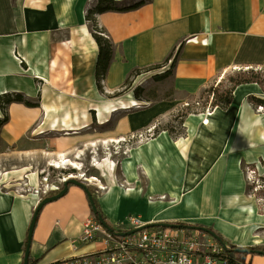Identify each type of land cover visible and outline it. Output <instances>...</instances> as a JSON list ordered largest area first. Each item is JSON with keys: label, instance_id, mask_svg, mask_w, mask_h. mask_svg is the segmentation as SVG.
Wrapping results in <instances>:
<instances>
[{"label": "crops", "instance_id": "crops-1", "mask_svg": "<svg viewBox=\"0 0 264 264\" xmlns=\"http://www.w3.org/2000/svg\"><path fill=\"white\" fill-rule=\"evenodd\" d=\"M145 2L133 10L94 15L97 25L114 45V59L103 81L106 94L119 92L134 69L164 64L180 45V59L173 75L174 94L199 97L208 86L233 71L264 68V0ZM97 3L0 0V96L21 94L37 105L9 104V121L0 129V140L10 147L27 139L34 146L44 142L45 152L51 158H75L80 163L87 152L91 156L87 168L104 188L89 187L98 210L115 230L127 227L129 216L139 217L144 224L190 225L192 221H208L190 218L194 212L183 213L187 208L184 204H169L179 194L181 183L174 177L181 166L190 167L189 158L198 162L207 158L206 165L196 171L203 176L209 172V177L202 182V176L198 183L201 184L193 187L192 200H211L203 203L212 211L209 219L218 217L229 227L234 226L236 233L238 224L248 218L236 207L227 205L224 195L233 188L227 189L226 176L232 168L240 178L237 160L241 164L243 158L256 153L249 152L250 143L264 145L259 139L264 136V120L254 112L249 100L252 96L264 100V92L258 84L241 85L226 110L217 107L209 111L214 115L208 127L202 128L200 114H191L182 124L185 133L172 135L168 129L163 130L156 137L130 145L121 159L116 158L105 150L150 131L164 114L187 102L174 97L150 103L138 100L140 108L118 110L123 115L114 125L111 123L117 112L103 121L99 119L96 107L111 100L100 99L96 76L99 46L86 19L88 7L89 11ZM82 24L95 43L93 60L87 58L86 49L78 41ZM132 95L136 99L134 92ZM124 102L128 104L129 99ZM84 123L87 128H82ZM199 129L201 138L196 136ZM160 138L162 143L158 145ZM169 139L176 150L167 151L164 147ZM258 152L264 157L263 149ZM8 154L0 152V166ZM106 157L116 163L115 171L96 168L94 159L103 162ZM217 158L220 160L214 165ZM20 170L21 177L7 180L3 176L11 172H0V264L23 263L29 226L41 199L20 191L28 188L32 192L39 187L29 186L25 170ZM163 196L166 200H162ZM90 217L94 216L86 192L69 185L63 197L46 204L39 212L31 258L37 260L36 264H51L104 249L102 235L89 243L79 240ZM259 226L264 227V216L257 214L249 229L254 234ZM218 230L224 242L243 248L257 245L244 242L245 238L232 231ZM246 262L264 264V256L248 254Z\"/></svg>", "mask_w": 264, "mask_h": 264}, {"label": "rangeland", "instance_id": "rangeland-1", "mask_svg": "<svg viewBox=\"0 0 264 264\" xmlns=\"http://www.w3.org/2000/svg\"><path fill=\"white\" fill-rule=\"evenodd\" d=\"M98 0H96L97 2ZM140 1H147V0H124L122 4H120V7H126L133 4H136ZM92 6V5H91ZM90 7H88L89 9ZM88 9L86 12H88ZM89 28L93 32V23L89 21ZM5 33V32H4ZM171 65V63L167 64L166 66L153 70L148 73H144L137 78H135L132 82L131 88H129L123 95L121 96H115L118 92L113 94H106L104 90V84L102 82V90L100 92L102 93L101 96L102 101H105V99H117L120 97H123L127 95L128 93L134 92V90L139 87L143 88L142 97L144 99H148V103L151 101H161L170 99L172 97L174 98H180L187 103L193 104V102L198 98L194 96H190L188 94H174V87H173V75L174 72L167 76L164 79H160L155 77L156 75L163 74ZM235 71L230 73L229 75L233 74ZM227 75V76H229ZM226 76V77H227ZM225 77V78H226ZM224 78V79H225ZM217 82V81H216ZM214 82V83H216ZM123 88L119 91L121 92ZM263 96V95H262ZM141 101V100H139ZM142 106V105H141ZM140 106V107H141ZM182 107L178 108L181 109ZM178 109L173 112H168L163 115L162 120L157 121L152 128H150V131H145L143 134H141L142 138L139 136H136L135 138L131 139L130 141H127L126 143H120V144H114L108 147V150H105V152L112 153L116 158L121 159L124 152H126L127 148L130 145H134V143L146 139H150L151 137H156L161 133V131L168 129V131H173L174 134H180L185 133V125H181L180 121H177L176 115L178 113ZM254 112L259 116L260 119L264 120V107H258L253 105ZM0 121H3L5 117H8V107L6 106L4 110L0 108ZM209 113V111L206 112V114ZM123 115L122 111H118L113 115L112 123L111 125H114L117 120ZM197 115V114H195ZM1 129V128H0ZM167 131V132H168ZM33 143L30 142V140H26L22 142L21 144H18L17 146L10 147L6 145L4 142L0 140V152L9 153L7 157H5L2 160V164L0 166V172L4 171H12L15 169H30L33 171H36L38 173L40 185L43 183V179L47 177L48 184L51 186L59 185L62 186L61 181L64 178H67L70 175H77L78 171L76 169H73L71 167H63V168H56L49 165V161L51 159V156L49 154H46V144L44 142L38 143L36 146L32 145ZM164 147L168 150H176L177 147L175 144L169 141H165ZM176 148V149H175ZM263 149L264 145L261 144V146L257 149V151ZM15 151L13 154L10 153V151ZM259 153V152H258ZM253 154L252 157L248 156L247 158H243L241 160L240 169H241V178L243 180V190L242 194L246 198H248L250 201L254 202L256 206V215H262L264 216V157L260 156L259 153ZM84 160L82 163L83 169L85 173L88 175L91 174L93 171H89L90 169L87 168L91 161V156L85 152L84 153ZM263 154V153H262ZM72 160H75V158H69ZM220 158L215 159L214 165L219 162ZM209 177V172L204 175L201 179L202 182L206 181ZM145 181V179L143 178ZM24 183H28L27 180L24 181ZM61 184V185H60ZM63 187V186H62ZM61 187V189H62ZM22 190L23 195H28L29 193H34V191H30L27 189H20ZM24 191V192H23ZM28 191V192H27ZM59 192V191H58ZM55 194L57 192H52L51 194ZM50 195V194H49ZM218 214V212L216 213ZM189 225V224H188ZM190 225L197 226V227H206L210 230H213L217 234H219L218 228L215 226L214 222L211 220L208 221H192ZM254 234L263 238L258 245H249L247 247H261L264 248V227L256 228L254 231ZM230 244V243H229ZM231 246L233 244H230ZM235 246V245H233ZM245 247V248H247Z\"/></svg>", "mask_w": 264, "mask_h": 264}, {"label": "built area", "instance_id": "built-area-1", "mask_svg": "<svg viewBox=\"0 0 264 264\" xmlns=\"http://www.w3.org/2000/svg\"><path fill=\"white\" fill-rule=\"evenodd\" d=\"M100 34L107 37L105 32ZM139 137L142 138L141 134ZM65 180L61 181L62 186ZM47 182L45 177L42 185L34 190L41 198L58 192L62 187L55 185L48 190L50 184ZM127 224L125 228L114 229L115 232L136 231L128 235H117L104 228L95 217H90L84 223L79 240L89 243L102 235L105 248L51 264H241L237 260L238 254L231 252L233 245L218 241L204 231L146 226L136 216H129ZM244 264L248 263L245 261Z\"/></svg>", "mask_w": 264, "mask_h": 264}, {"label": "bare ground", "instance_id": "bare-ground-1", "mask_svg": "<svg viewBox=\"0 0 264 264\" xmlns=\"http://www.w3.org/2000/svg\"><path fill=\"white\" fill-rule=\"evenodd\" d=\"M80 38H79V42H80V46L84 47V49H86L87 51V58L88 59H92L95 57V43L94 40L92 39V37L90 36V34L88 33L85 24H82L80 27ZM92 62V61H91ZM90 62V63H91ZM241 90L238 92L237 96L239 99V96L241 94ZM124 99H129V103H125ZM129 106V107H128ZM141 103L136 100L135 98H133L132 93H128L127 95L117 98V99H113L111 100L109 103L107 104H103V105H98L97 108V113H98V117L101 121L105 120L106 118H109L114 112H118V110L121 109H127V108H140ZM205 115V116H204ZM213 113L209 112L207 114H200L198 115V117L201 120V126L202 128L204 127H208L210 124H212V118H213ZM82 128H87V126L83 125ZM196 136H198L199 138H201L202 136V129H199L196 131ZM163 138V137H162ZM261 141H264V136L261 135L260 138ZM180 140H183L182 138ZM158 145H160L161 142V138L156 142ZM153 144H155V142H153ZM258 145L257 143H250L249 144V152L251 153H257V149H258ZM94 162L96 164V168H98L99 170H101L102 172H106V170H108L109 172L111 171H115L116 169V163L109 159V158H105L103 160V162L99 159H94ZM207 162V158L203 159V161H197L195 160V158H189V163H190V167L187 165L181 166V168L179 169V172L176 173L175 175V180L179 183H181L180 185V189H179V194H177L170 202V205H180V204H184L186 205V211L183 210V213H187V211H193L194 214L190 215L192 219H206V220H214L216 223V226L218 229H220L221 231L228 232V231H232L234 232V230L232 228H234V226L231 228L229 227L230 225H227L226 223H224L221 219H219L218 217H215V219L211 218L209 219L211 216V212L208 208H210L209 206H205L203 203H210V201H201L199 202H195L192 200V195L194 193L193 191V187L200 185L198 184L200 182V178L203 176V174H201L202 172H197L196 169H200L203 168L204 164L206 165ZM183 163V161H182ZM49 165L56 167V168H63V167H71L73 169H76L78 171L77 175H71L70 177H67V179L69 178H75L81 181H85L87 182L89 185H93L99 188H104L102 182L96 178L95 176H91L88 175L87 173H85L84 169H83V165L82 163L76 161V160H72L69 158H65V157H61V158H51L49 161ZM235 165L237 167L240 166V161L237 160V162L235 163ZM241 171V170H240ZM11 173H5L3 176V180H7L10 178H14V177H21L23 175V173L21 172V170L19 169H15L10 171ZM24 174H26V177L28 178V180H30L29 186H38L40 185V181L38 178V173L36 171H33L30 169H26L24 171ZM219 174V173H218ZM220 174H224V173H220ZM242 174V172H240V175ZM220 176V175H219ZM243 184V180L242 178L237 176V172L234 173V170L229 169L228 170V174L226 176V186L227 189L228 187L230 189L233 188L232 191L228 192L227 195H224L225 200L227 201V205H232L234 207H236L239 211H241L242 213H244L247 216V220H245L243 223H239L238 224V231H236V235L241 237V239L245 238L243 241L244 242H250L253 244H258L261 242L260 237H257L256 235H254L252 233V229H249L253 222L255 221V215H256V206L254 204V202L250 201L248 198H246L245 196H243L242 191L240 189V186ZM39 188V187H38ZM51 189V185H48V190ZM130 191V188H128ZM30 197L32 198H36L38 199L39 196L36 195V193H31ZM23 198H27V197H23ZM166 196L162 197V200H166ZM211 198V196H210ZM189 212V213H190ZM231 223V222H230ZM241 243V242H240Z\"/></svg>", "mask_w": 264, "mask_h": 264}, {"label": "trees", "instance_id": "trees-1", "mask_svg": "<svg viewBox=\"0 0 264 264\" xmlns=\"http://www.w3.org/2000/svg\"><path fill=\"white\" fill-rule=\"evenodd\" d=\"M145 3H146L145 1H140L130 6L120 7V4L122 3L117 2L115 0H98L97 6L88 11L86 19L93 23V36L99 46V57L96 67V76H97L98 87L100 90H102V86H103L102 82L104 81L108 69L114 59V45L109 40L108 36L104 37L100 34L104 31L97 25L94 15L96 13H101L106 11H117V12L129 11L136 9ZM182 46L183 45H180L177 51L173 52L167 58L164 64L152 66L149 68L134 69L130 73L128 79L126 80L123 86V90L121 92H118L115 96L123 95L129 88H131L133 80L138 76L144 73L151 72L156 69H160L166 66L167 64L171 63L169 68L163 74L156 75L155 77H157V79L158 78L164 79L167 76H169L172 73V71L174 72L176 65L180 59ZM246 84H258L262 89V91L264 92V68L262 69L249 68V69L236 70L233 74L227 76L225 79H222L219 82L211 84L193 102V104L187 103V105L179 109L175 119L177 121H180V124L182 125L184 123V120L191 114L206 113L207 111H213L217 107L226 110L233 101L234 92L237 89V87ZM142 92H143V88L137 87L134 90V95L137 100H141V101L146 100L142 97L141 95ZM249 100L254 106L264 107V100L262 99L255 98L252 96L249 98ZM13 102L24 103L26 106L29 107L37 106L35 103L26 100L24 96L21 94H6L0 96V108L2 110H4L6 106L8 107V105ZM8 121H9V116L5 117L3 121H0V128ZM170 133L173 135L174 132L170 131ZM181 134L183 133H180L179 135ZM99 213L102 214L101 211H99ZM93 216L97 219V215L93 213ZM232 248L233 249L231 250V252H233V254L234 253L238 254L237 260L241 262V264L245 263L246 256L248 254L256 255L258 254L259 251L264 252V248H261L259 246L247 247L245 248L247 250L246 252H241L240 248L237 246H232ZM36 263L37 260H34L30 256L29 264H36Z\"/></svg>", "mask_w": 264, "mask_h": 264}, {"label": "water", "instance_id": "water-1", "mask_svg": "<svg viewBox=\"0 0 264 264\" xmlns=\"http://www.w3.org/2000/svg\"><path fill=\"white\" fill-rule=\"evenodd\" d=\"M69 185H76L80 188H82L90 201V204L92 206V212L97 215V219L98 221L102 224V226L104 228H106L107 230H109L110 232H114L117 235H128L131 234L133 232H135L136 230H132L126 233L123 232H115V230L113 228H111L108 223L106 222L104 216L102 214L99 213L96 201L94 199L93 196V192L91 191L89 184L85 181H81L75 178H69L67 180H65L62 189L59 190V192L57 193H53L50 195H47L45 197H42L40 199L39 204L36 206L34 213H33V217L29 226V230H28V235H27V242H26V247H25V253H24V259H23V264H29L30 261V252H31V247H32V242H33V235H34V231L36 228V223H37V218L39 215V212L42 210V208L50 203L53 202L55 200L60 199L61 197H63L69 190ZM149 225H158V226H162V227H166V228H184V229H190V230H201L206 232L207 234H209L211 237H213L214 239L218 240V241H222V238L220 237L219 234H217L216 232H214L213 230H210L206 227H197V226H193V225H188V224H175V223H155V224H147L146 226ZM241 252H246L247 250L243 247H239ZM258 254L263 255L264 252L263 251H259Z\"/></svg>", "mask_w": 264, "mask_h": 264}]
</instances>
